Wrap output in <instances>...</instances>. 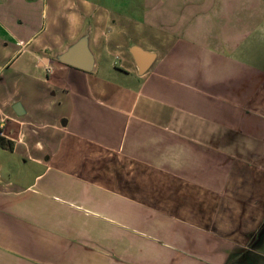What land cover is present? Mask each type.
Segmentation results:
<instances>
[{"label":"crops","instance_id":"0c3cea01","mask_svg":"<svg viewBox=\"0 0 264 264\" xmlns=\"http://www.w3.org/2000/svg\"><path fill=\"white\" fill-rule=\"evenodd\" d=\"M161 2L57 48L0 25V150L37 168L0 165V264H264V0ZM86 32L91 71L55 59Z\"/></svg>","mask_w":264,"mask_h":264},{"label":"rangeland","instance_id":"374dc122","mask_svg":"<svg viewBox=\"0 0 264 264\" xmlns=\"http://www.w3.org/2000/svg\"><path fill=\"white\" fill-rule=\"evenodd\" d=\"M161 1L33 0L28 9L24 0H0V25L10 24V22L19 20L28 22L27 35L29 32L33 33L40 30L36 37L45 39L49 46L57 48V46L60 47L65 44L66 41L72 40L77 29L82 31L88 26L92 27L96 19L104 23L105 15L108 14H112L111 24H115L114 28L117 33L121 29L131 33L132 26L130 25L133 21L145 20L146 22L159 24L160 19L156 17L153 19V10L162 3ZM145 10L146 14H144ZM44 11L46 13L45 16ZM4 36L3 30L0 29V40ZM150 36L146 34L147 38H150ZM119 38H123V36L119 35ZM117 56L119 57V55ZM115 64L117 66L120 65L119 59L115 60ZM0 165L4 179L10 176L19 186H25L37 174V168L33 167L27 170L29 165L26 166L24 164V166L22 159L11 156L1 150Z\"/></svg>","mask_w":264,"mask_h":264},{"label":"water","instance_id":"95a60500","mask_svg":"<svg viewBox=\"0 0 264 264\" xmlns=\"http://www.w3.org/2000/svg\"><path fill=\"white\" fill-rule=\"evenodd\" d=\"M132 55L142 74L149 69L153 62L152 54H145L140 49L134 48ZM55 59L61 63L79 68L84 71H91L94 64V57L89 48V34H82L77 41L67 47V49L56 55ZM13 110L17 116L23 114L19 103L14 105Z\"/></svg>","mask_w":264,"mask_h":264},{"label":"trees","instance_id":"16d2710c","mask_svg":"<svg viewBox=\"0 0 264 264\" xmlns=\"http://www.w3.org/2000/svg\"><path fill=\"white\" fill-rule=\"evenodd\" d=\"M12 148H13V143L10 140L3 137L2 135H0V149L12 150Z\"/></svg>","mask_w":264,"mask_h":264},{"label":"built area","instance_id":"2783aa9c","mask_svg":"<svg viewBox=\"0 0 264 264\" xmlns=\"http://www.w3.org/2000/svg\"><path fill=\"white\" fill-rule=\"evenodd\" d=\"M0 135H2V133L0 132Z\"/></svg>","mask_w":264,"mask_h":264}]
</instances>
